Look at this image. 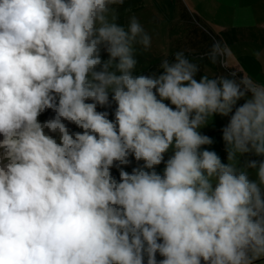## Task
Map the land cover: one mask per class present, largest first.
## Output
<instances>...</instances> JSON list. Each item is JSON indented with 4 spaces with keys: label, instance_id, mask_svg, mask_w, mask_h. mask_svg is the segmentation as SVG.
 <instances>
[{
    "label": "clouds",
    "instance_id": "1",
    "mask_svg": "<svg viewBox=\"0 0 264 264\" xmlns=\"http://www.w3.org/2000/svg\"><path fill=\"white\" fill-rule=\"evenodd\" d=\"M124 2L0 0V264L264 260V85L183 52L137 75L151 36Z\"/></svg>",
    "mask_w": 264,
    "mask_h": 264
},
{
    "label": "rangeland",
    "instance_id": "2",
    "mask_svg": "<svg viewBox=\"0 0 264 264\" xmlns=\"http://www.w3.org/2000/svg\"><path fill=\"white\" fill-rule=\"evenodd\" d=\"M117 16V23L125 28L135 16L151 36L150 49L145 51L142 46H136L135 70L148 66L154 59L171 60L177 52H183L199 66L197 79L205 75L209 78L229 76L234 73L229 69L234 68L240 70L242 77H247L250 83L264 85V0H125L117 7ZM214 45L219 48L215 62L210 58ZM102 56L107 59V53ZM54 115L48 110L39 119L43 122ZM228 119L215 116L200 129L214 141L205 147L216 151L225 163L227 152L222 129ZM69 127L73 131H82L75 125ZM233 163H241V158ZM135 166L137 163L132 158L125 170L131 172ZM163 167L161 164L157 171L162 172ZM112 173L119 179L118 169L113 168ZM250 175L256 178L254 170H250ZM157 259L163 258L157 254ZM256 264H264V260H258Z\"/></svg>",
    "mask_w": 264,
    "mask_h": 264
},
{
    "label": "trees",
    "instance_id": "3",
    "mask_svg": "<svg viewBox=\"0 0 264 264\" xmlns=\"http://www.w3.org/2000/svg\"><path fill=\"white\" fill-rule=\"evenodd\" d=\"M161 63V60L160 59H154V60H152L150 63H149V65L148 66H145V67H142V68H140V69H138V70H135V73L137 74V75H139V74H150L151 72H153V71H156L157 70V67H158V65ZM229 70H231V71H234V73L236 74L235 76H239V77H242V73H241V71L240 70H235L234 68H231V69H229ZM231 76V74L229 75V77ZM98 110H100V111H102V110H104V109H100V108H98ZM111 111V110H110ZM110 117H112V116H110Z\"/></svg>",
    "mask_w": 264,
    "mask_h": 264
}]
</instances>
